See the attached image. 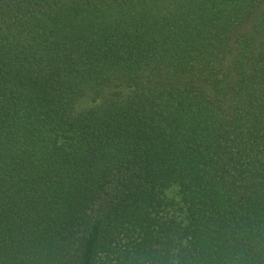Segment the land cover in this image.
I'll return each instance as SVG.
<instances>
[{
	"label": "trees",
	"instance_id": "trees-1",
	"mask_svg": "<svg viewBox=\"0 0 264 264\" xmlns=\"http://www.w3.org/2000/svg\"><path fill=\"white\" fill-rule=\"evenodd\" d=\"M0 264H264V0H0Z\"/></svg>",
	"mask_w": 264,
	"mask_h": 264
}]
</instances>
